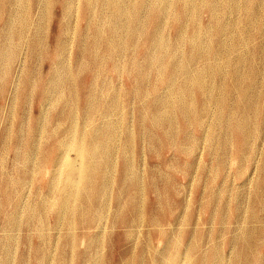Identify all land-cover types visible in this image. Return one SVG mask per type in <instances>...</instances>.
I'll list each match as a JSON object with an SVG mask.
<instances>
[{
	"label": "rangeland",
	"instance_id": "obj_1",
	"mask_svg": "<svg viewBox=\"0 0 264 264\" xmlns=\"http://www.w3.org/2000/svg\"><path fill=\"white\" fill-rule=\"evenodd\" d=\"M15 1L17 0H0V33L8 31L6 22L10 18L14 22L16 32L20 29L23 31L22 39L18 42L17 33L14 29L12 30V42L17 47L11 60L8 62L7 60H0V262L10 252L12 264H37L35 249L42 244L35 227L38 222L37 215L31 219L32 222L28 220V213L35 207L38 208L47 195L43 186L49 175L38 164L37 157L35 163L26 164L33 173L31 172L28 180L24 183V188H21V197L24 201L22 221L10 224L6 222L7 212L12 211L13 207L3 205L1 187L7 188V184L12 186L9 182L11 179L18 181L21 177L18 175L20 174L18 170L23 168L21 167L22 162H18L15 155L14 141L17 135H19L21 151L26 150L31 144V146L39 147L42 139L37 138L39 136L37 127H33L40 123L38 129L44 125L47 130L45 138L52 141L53 139L49 136L51 130L56 126V116L61 110L68 114L72 120H76L77 126L82 129L86 125L87 113L93 100L97 106L103 103L107 93H110V99L107 98L105 102L110 109V117H106L107 120H102L103 118L99 119L100 116L97 113H92L90 117H93L96 122L99 121L97 126L103 128L105 132L108 131L106 125L117 120L116 123H119L120 130L122 128L120 142L124 141L125 137H131L132 134L137 135L132 143H128V145L124 143L123 150L125 148V155L134 157L132 158L134 169L132 176L135 177L134 181L139 183V188L134 189L129 184L128 190L123 189L120 192L119 186L123 183L122 176H120L123 158L122 156L115 157L114 165L116 162L118 168L115 172L111 171L110 173L113 187L110 186L111 189L109 188L105 196L102 197L103 205L100 203L101 207L105 208L104 217L97 221V224L92 222L89 225L78 224L76 226L75 234L78 235V240L73 254L76 256L78 253L79 255L87 249L91 255L95 250L90 244L99 242L100 263L139 264L138 257L140 258L142 255L141 260L144 264H162L161 256L168 254L170 249L164 253L159 251L167 243H172L171 251L176 248L177 251L174 254L179 260L171 264H195L201 254L209 253L217 245L220 248V259L223 260L224 264H253L252 257L254 255L261 258L264 263V238L261 234L264 232V119L258 116V119L253 122L256 133L250 139V149L242 148L240 151L237 150L239 147L238 138L233 133L226 134L222 122L219 121L216 128L210 127L211 124L216 125L217 123V121H213V113L201 116V122L197 123L198 115L185 116L177 108H173L170 110V121L175 129L173 134L167 133L169 130L167 123L152 126L146 112L152 106H159V103L155 106L152 102L164 100L169 96L172 92V84L169 81L166 82L167 84L164 83L165 85L161 84L157 71L154 68L145 67L143 49L137 44H132L128 39L126 40L128 43L123 46L124 51L120 56V66L114 68L111 61L105 59L102 74L99 72L96 74L97 69L95 67L86 68L82 66L79 68L74 53H71V60L66 61V64H70L67 69L69 73H67L66 90L74 91L72 93L75 96L82 97L78 100V108L72 107L66 99L57 104H54L53 100H51L52 103L46 102L43 100V90L47 86L50 87L49 92L54 93L55 87L59 83L50 82L48 84V77L54 71L53 68L56 67L54 51L57 38L59 42L67 43V46L73 48L72 51L74 52L78 49L74 40L76 35L89 38L93 33L87 29L84 21L82 22L77 18L79 11L78 13L74 12L77 15L74 14L71 18H66L65 31L62 32L61 24L65 18L61 0H41L40 3L43 1L42 7L45 8L46 5V8L44 12L40 10V13L35 12L36 9L34 10L32 0H20L17 3ZM122 1L123 6L131 8V3H134L135 0ZM251 1L254 2L251 6H257L259 0ZM262 1V9L258 15L264 17V0ZM150 2L153 5V0H146L138 8V18L141 17L138 19L140 20L138 21L140 27V24L146 25L149 19V10L146 5ZM9 6L17 11L12 16L7 12ZM73 6L79 10L82 4L76 0ZM245 6L246 0H216V10L219 16L225 26L229 27L230 25L229 30L222 32L217 31L216 23L213 22L206 6H199L198 9L190 10L187 13V18H183L187 28L184 39L178 42L180 56L189 55L191 48L188 37L195 33V30L199 31L201 41L203 40L202 50L196 57L199 60L198 64H203L200 59L206 58L205 53L208 48L227 52L223 56L224 58H220L222 63L218 59L209 62L210 67L220 65L224 74L231 73L234 68L235 65L232 66V61L236 58L235 54L249 58L257 52H264V25H262L261 32L257 33L254 23L246 21L248 15ZM97 8L102 9L103 26L111 18L110 8L108 4L105 5L104 1H99ZM181 8L182 5L175 1L170 6L166 25L159 23L153 29L157 50L162 54L167 51L169 43L172 44L175 41L178 28L176 18L183 16ZM24 11L31 12V15L25 13V24L23 21L21 23ZM176 15L177 17H174ZM133 17L134 13L129 12L124 20L131 23L134 21L132 20ZM232 24L235 26L231 27ZM71 34L75 36L72 39L74 41L67 40ZM159 39H162V43ZM141 40L144 41L145 38ZM38 41L41 42L40 45L37 43ZM217 41L223 42L224 45H230V48L232 43H236L238 51L235 53L231 49L229 51L227 46L223 48L210 46ZM2 43L3 40L0 39V50ZM81 46L86 49L87 45L83 42L80 44V48ZM229 59L230 65L227 64ZM251 61L254 59L252 58ZM252 64L257 68L261 66V62L258 60ZM250 65L249 60L238 64L239 72L245 75ZM140 68L141 70H139ZM134 71L138 75L140 74L142 83L147 88H151L153 84L157 85L159 92L153 96L154 98H135L136 93L133 89L138 85L140 79L138 75L135 77ZM93 75L94 79H92ZM28 76L36 79L35 86L32 88H27L24 85V78ZM182 80L181 78L178 81L176 88L180 85L179 83L183 82ZM261 81V79L256 80L257 84L254 90L264 91V85ZM205 82L208 87H215V78L208 76ZM86 86L93 92H87L89 95H87V103L82 106L84 102L82 88ZM32 92L33 94H31ZM147 94V92L144 93V95ZM48 95L50 96L51 93ZM66 95L69 96V92H66ZM236 97V92L230 93L231 104L228 107L230 115L234 112L233 101ZM192 100L197 106L201 104L198 94H194ZM214 105L210 106V110L213 112L217 109ZM80 106L82 107L80 108ZM82 113L84 114L82 115ZM108 119L113 121H108ZM104 121L108 122L105 126ZM139 129L142 132H139ZM8 130H10L11 138L10 142L6 143L4 133H7ZM209 131L215 132V136L221 140H230L233 147L225 150L224 148L220 149L216 143L210 144L207 136ZM54 137L57 138V136ZM33 140L34 142H32ZM62 175L63 177L78 176L76 170L70 168L66 169ZM63 177L60 176V178ZM19 181L23 182V180ZM11 189L14 187H9V190ZM131 193L135 196L136 206L140 210V220L132 226L122 223L120 219L130 217L128 214L130 209L125 208L120 211L115 199L119 194L126 198ZM257 195L263 204L257 201ZM237 205L240 207L239 211ZM46 218V222L49 223L46 233L51 242L48 241L44 246L51 250V257H54V262L58 259V253L62 247L70 256L73 241L72 239L66 240L69 235V228L64 222L57 221L55 211H49ZM28 221L30 222L29 225ZM246 229L254 231L253 237L255 238H252L251 241L247 238L244 239ZM166 234L167 237H165ZM6 236H12L15 239L11 244H7V247H10L9 250L2 248ZM247 240L251 244L253 243L251 250H248L250 252L249 258H246V253L242 251V246ZM194 245L197 246L195 251H190L187 255L189 248L191 249ZM75 256L72 264H81ZM93 264H98V262Z\"/></svg>",
	"mask_w": 264,
	"mask_h": 264
},
{
	"label": "bare ground",
	"instance_id": "obj_2",
	"mask_svg": "<svg viewBox=\"0 0 264 264\" xmlns=\"http://www.w3.org/2000/svg\"><path fill=\"white\" fill-rule=\"evenodd\" d=\"M40 1L41 0H32V3H34V10L36 9L35 12L40 13V10L41 12H44V9L46 8V5L45 8L42 7L41 4L43 1L41 3ZM74 1L76 0H61L65 18H63L64 20L61 24V30H63L62 32L65 31L66 18H71L74 14L77 15L79 11L77 18H79L82 22L84 21L87 25V29H89L93 34L89 38L82 37V35H76L75 37L71 34L67 40L76 41V46L78 49L74 50V52L72 51L73 48L67 46V43L65 44V42H59V39L57 38L54 51V64L56 65V67L53 68L52 66L54 71L48 77V84L50 82L59 83L55 87L54 93L49 92L50 87L46 86L42 94L43 100L50 103H52L51 100H53V103L57 104L59 101L66 99L67 101H69V104L72 107L76 106V108H78V100L82 97L75 96L73 94L74 91L66 90V84H68L67 73H69L67 72V69L69 68L68 65H70L66 64V61L71 60L72 54L74 53L73 55L75 56L79 68L82 66L86 68L95 67L97 69L96 74H98V72L102 74V68L104 66L103 64L105 59H107V61H111L114 68H118L120 66V56L124 51L123 46L128 43H126V40L128 39L132 44H137V46L143 49V58L146 62L145 67H147L148 69L154 68L157 71L158 76H160L161 84L165 85L164 83L168 81L172 84V92L169 94V96H167V98L164 100L160 99L156 100V102H152L153 105L155 104V106L157 103H159V106H152V108L150 107L151 109H148V111L146 112L152 126H159L167 123L169 124V130L167 131V133L173 134L175 132V129L170 121V110L173 108H177L179 112H181L185 116L198 115L199 120L196 121L197 123L201 122V116L210 115L211 113H213V121H217V123L216 125L211 124L210 127L213 126L214 128H216L219 125V121L222 122L224 132L226 134H228L229 132L233 133L238 138V151H240L242 148L250 149V139L256 133V128L254 127L253 122L258 119V116H261L262 119H264V91L254 90V87L257 84L256 80L261 79V82L264 85V52H257L249 58L240 54H235L236 58H234V60L232 61V66H235H233L234 68L229 74H224L223 68L220 65H217L216 67H210L209 62L211 60L218 59V61L222 63V60H220V58L227 54V52H223L215 48H208L207 52L205 53L206 58L200 57V60L203 62V64H201L202 66L198 64L199 60H197L196 57L197 55H199L200 50H202L201 45L203 41H201L198 30H195V33L188 37L191 48L189 55L186 57H181L178 52V42L182 41L186 35L187 25L185 24L183 18H187V13H189V11L192 9H198L199 6H206L211 15V18L213 19V22L216 23L218 32L230 29V25L229 27L225 26V23L222 21L218 11L216 10V0H175L177 1V3L182 5L181 13L183 14V16L182 18H176V23L178 24V28L176 27L177 33L175 36L176 42L174 41L172 44L169 43V47L164 54L157 50L158 48L156 44V36L153 33V29H155L156 25L159 23L160 25H166V20L170 12V6L175 2L174 0H153V5L151 2L148 3L146 7L149 10V19L146 25L142 26V24H140L141 27L138 24V21H140L138 19L141 18H138V8L140 7V5L142 6L143 3L146 2V0H135L134 3H131V8H126L127 6H123L121 4L122 0H79L82 4V7H80L81 9L79 8V10L73 6ZM99 1H104L105 5L108 4V7L111 11V18H109L108 22L103 26L102 21L104 20L102 19V9H99L100 6L99 8H97V3ZM17 2H20V0L15 1V3ZM252 3L254 2L251 0H246L245 10L247 11L248 15V19H246V21L253 22L257 29V33H260L263 29L262 25H264V17L258 15V13L261 12V3H263V1L259 0L256 4L257 6H251ZM196 4L197 7H195ZM7 12L10 16H12L17 11L12 6H9L7 8ZM129 12L134 13V17L132 19L134 21H131V23L124 20V18L128 16ZM25 13L31 15V12L24 11L21 17V23L23 21L24 24L26 23ZM177 15L174 17H177ZM6 24L8 31L6 33H0V39L3 40L2 48L0 50V60H7L8 62L9 60H11L17 47V45L12 42V30L14 29L15 33H17L18 42L22 39L23 31L22 29H20L18 32H16V28H14V22L11 18L6 22ZM234 26L235 24L231 25V27ZM121 31H123V33H121ZM73 37H75L74 40H72ZM143 38H145L144 41L141 40ZM159 40L161 42L162 39ZM83 42L87 45L86 49H83L82 46L80 48V44ZM37 43L39 45L41 44L40 41H38ZM161 43L159 44L162 45ZM231 45L232 47L230 48V45H224L223 42L217 41L210 46H214L217 48H223L227 46V49L229 51L231 49L234 53L237 52L238 48L236 47V43H232ZM252 58L254 59V61H251ZM247 60L251 62V65L246 74L243 75L239 72L238 64L244 63ZM257 60L261 62L260 68H257L254 66V64H252V62H255ZM227 64L230 65V59L227 61ZM139 70H141V68ZM134 75L135 77H137L138 74L134 71ZM208 76L215 78V87H208L206 85L205 81L206 77ZM138 77L140 79V82L138 80V85L133 89L136 93L135 98H154L153 96L157 92H159L157 85L153 84L151 88H147V86L142 83L143 80L141 79L142 77H140V74L138 75ZM181 78L183 79V82L179 83L180 85L176 88V85ZM92 79H94V75L92 76ZM35 83V77L28 76L27 78H24V85L27 88L34 87ZM89 89L87 86L82 88L84 97L82 106L87 103L86 100L89 96L87 92H93ZM66 92H69V96L66 95ZM146 92L148 94L144 95V93ZM231 92H236L237 97L233 101L235 106L233 110L234 112H232L230 115L228 112V107H230L231 104ZM50 93L51 95L49 96L48 94ZM218 93L221 95H219ZM31 94H33V92ZM194 94L199 95V99L201 102L199 106H197L194 100H192ZM109 95L110 93H107L103 103H100L97 106L94 104L93 100L92 104H90L91 108L87 113L86 125L82 129L77 126L78 124L76 123V120H72L68 114L64 113V111L61 110L56 116V126L51 130L52 132L49 136L51 139H53L52 141L48 140V138H45L47 130L45 129L44 125H41L38 129V125L40 123L33 127H37V134L39 135L37 136V138L42 139L41 144L40 142H38L40 144L39 147L31 146V144L26 150L21 151L19 147V135H17L14 141L17 161L22 162L21 167H23L22 169L18 170L20 172V174L18 175L21 176L19 180H23V182L11 179V181L9 182L12 186H8L7 184V188H4L3 186L1 187L3 195V205L13 207L12 211L7 212V224L17 221L21 222L22 216L24 215V201H22L21 197V188H24V183L28 180L29 175L32 172L31 168L26 164L35 163L37 157L39 162L38 164H40L43 171L45 170V172H47L49 175L48 180L43 186L44 192H47L46 199L44 201H41L38 208L35 207V209H32V207H30L32 211L28 213V220H30V222H32L31 219L35 215H37L38 217V222L35 224V227L37 229V235L41 239L42 244L38 245L35 249L37 264H72L73 258L75 256L73 253L75 252L74 249L78 240V235L75 234L76 226L78 224L83 226L85 224L89 225L92 222H96L97 224V221L102 220V218L104 217L105 208L101 207L103 205V202H101V200L102 197H104L107 193L110 186H112L110 176L111 171L115 172L117 170L116 168H118L116 166V162L114 165L115 157L122 156L123 158V168L121 169L120 175L122 176L123 183L119 186L120 192L123 189L128 190L129 184L134 189L139 188V183H137V181H134L135 177L132 176L134 174L132 173L134 171L132 158L134 157L125 155V148L123 150V147L125 146L124 143H127V145L128 143H132L137 135L132 134L131 137H125V142H120L122 128L120 130V126L118 125L119 123H116L117 120L115 122H112L111 124H107L108 122L104 121V126L107 124L106 127L108 128V131L105 132L103 128L97 126V123L99 121L96 122L93 117H90L92 113H97L100 116L99 119L103 118L102 120H107V118L110 117V109L105 104L107 98L110 99ZM212 104H215L214 106L217 107V112L215 109L214 112L213 110H210V106ZM82 106H80V108ZM83 114L84 113H82V115ZM109 120L110 119H108V121ZM140 129L139 132H142L140 131ZM133 131L132 133H135ZM5 133L4 141L8 143L10 142L11 138L10 130H8L6 134ZM207 134L208 140H210L211 142L210 144L216 143L220 149L224 148L225 150L233 147L230 140L228 141L225 139H219L217 136H215V132L209 131V133ZM54 136H57V138H55ZM34 137H36V135ZM32 142H34V140ZM117 142H120L119 145H117ZM21 148L24 147L21 146ZM69 168L75 169L78 176L63 177V172ZM60 176L63 178H60ZM99 186L101 187L100 189ZM9 187H14V189L9 190ZM256 198H258V195ZM115 199L120 211L125 208L130 209L128 213L130 214V217L120 218L122 223L129 224L131 226L138 223V221L140 220V210L136 206L137 204L135 196L131 193L127 195L126 198H123L119 194ZM257 201L260 204H263V202L259 198ZM239 209L240 207L237 205V210L239 211ZM49 211H55L57 221L60 223L64 222L67 225V227L69 228V235L68 237H66L67 239H65H72L73 241V243L71 244V255L69 256L68 252L64 249V247H62V249H60V252L58 253V259L55 262L53 259L54 257H51V250L47 246H44V244L48 241L51 242V240L48 239L46 233L47 226H49V223L46 222V216ZM245 211L247 212V210ZM30 222L28 221V225ZM246 230L247 232H245L244 234V239L247 238L251 241L252 238H255L253 237L254 231H249L248 229ZM261 234L264 238V232H262ZM165 237H167V234L165 235ZM13 240L15 239H13L12 236H6L2 243V248L9 250L10 247H7V244H11ZM250 241L247 240L242 246V251L246 253V258L250 255V252H248V250H251V248L253 247V243L251 244ZM90 246L95 250L93 251V254L90 255V251L87 252L86 249L79 255L77 253L75 258H77L78 261L81 262V264H90L91 261L92 264L96 262H98V264H103L100 263L99 242L96 244L92 243L90 244ZM171 248L172 243H167L164 248L159 251L160 253H164L170 249V252L168 254L161 256L162 264H171L179 260V258L175 256L176 254H174L177 251L176 248H173L172 251ZM196 248V245L192 246L191 249L189 248L187 255L188 253H190V251H195ZM10 255V252H8V255L4 257L3 261H1L0 264H12ZM141 257L142 255L140 256V258L138 257V263L144 264L141 260ZM187 258L189 259L188 256ZM220 258V248L216 245L209 251V253L201 254L198 257V262H196L195 264H224L223 260H221ZM252 260L253 264H264L261 258L257 257L256 255L252 257Z\"/></svg>",
	"mask_w": 264,
	"mask_h": 264
}]
</instances>
